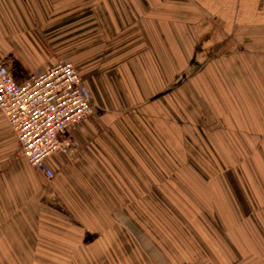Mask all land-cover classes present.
I'll list each match as a JSON object with an SVG mask.
<instances>
[{"label":"crops","instance_id":"1","mask_svg":"<svg viewBox=\"0 0 264 264\" xmlns=\"http://www.w3.org/2000/svg\"><path fill=\"white\" fill-rule=\"evenodd\" d=\"M205 19L222 39L201 37L207 44L218 42L221 46L213 62L203 65V75L212 77L206 85L212 88L200 83L206 97L214 95L211 102L204 99L203 105L212 107L209 122L213 127L203 131L210 146L216 149L214 140L219 141L222 152L216 150L226 162V168L214 173L212 203L228 228L232 248L247 258L240 264H264V0H0V61L9 62L12 75L22 79L55 66L61 59H76L82 47L88 63L114 58V50H108L114 44L108 39L111 36L115 44L117 37L121 45L131 43L137 59L154 60L164 51L171 61L173 29L179 28L180 42L187 45L181 56V65H185L188 59H196V50L205 49L198 40L200 33L196 34L198 22L203 27ZM126 28H130V35L119 33ZM72 63L83 79L78 65ZM156 65L154 62L153 67ZM169 70L171 75V63ZM89 71L96 75L104 69L91 64ZM88 88L92 92L89 84ZM91 95L95 102L93 92ZM94 118L84 121V130L67 132L80 143V163L86 161L87 152L91 155L89 143L104 127L103 117ZM162 120L166 125L168 118ZM140 133L141 127L131 136L136 146H140ZM99 147L105 155L110 151L104 145ZM19 149L16 134L0 112V264H91L90 259L77 260L71 251L76 242L71 236L77 235L78 229L80 233L83 229L104 233L110 226L108 215L93 212L94 199L86 198L84 185H74V175L67 169L68 187L74 192L81 188L83 203L88 205L86 213L75 214V223L81 228L62 226L60 219L64 217L57 213L41 220V208L37 212V207L29 206L26 194L38 192V173L50 181L57 178L58 171L62 173L64 153L56 152L47 159L55 172L49 179L24 156L13 161ZM47 226L53 228L49 233Z\"/></svg>","mask_w":264,"mask_h":264},{"label":"rangeland","instance_id":"2","mask_svg":"<svg viewBox=\"0 0 264 264\" xmlns=\"http://www.w3.org/2000/svg\"><path fill=\"white\" fill-rule=\"evenodd\" d=\"M210 22L205 19L203 27L198 22L196 34L200 33L198 40L205 49L196 50V59H188L185 65H181V56L187 45L180 42L179 28L173 29L171 61L164 51L154 60L137 59L131 43L121 45L117 37L115 44L112 36L108 39L114 44L108 50H114V58L88 63L82 47L76 59H61L78 65L94 95L95 113L91 116L103 117L104 127L89 143L92 153L84 155V163L78 160L80 143L76 140V150L63 154L62 173L58 171L53 181L38 173V192L26 196L29 206L37 207V212L41 208V220L57 213L64 217L62 226L81 228L75 223V214L88 211V205L83 203L81 188L74 192L67 185L66 170L71 169L74 185H84L86 198L94 199L93 212L108 215L110 226L104 233L95 229L80 233L78 229L77 235L71 236L76 241L71 251L77 260L90 259L91 264H240L247 259L232 248L228 228L212 203L214 173L226 168V162L217 153V148L222 152L219 141L214 140L216 149L210 146L203 131L213 127L209 122L212 107L203 105L204 99L211 102L214 96L210 91L212 96L206 97L201 87L212 79L203 75V65L213 62L221 46L218 42L207 44L201 37L222 40L211 30ZM129 31L126 28L119 33L127 36ZM120 45L125 52L120 53ZM157 45L160 48L161 44ZM91 64L104 71L91 75ZM206 87L209 90L211 86ZM164 117L168 118L166 125ZM140 127V146H136L131 136ZM77 129L84 130L83 124ZM98 145L108 147L109 153L103 154ZM22 157L20 148L13 161ZM76 199L82 204L75 203ZM52 230L47 226L48 233Z\"/></svg>","mask_w":264,"mask_h":264},{"label":"built area","instance_id":"3","mask_svg":"<svg viewBox=\"0 0 264 264\" xmlns=\"http://www.w3.org/2000/svg\"><path fill=\"white\" fill-rule=\"evenodd\" d=\"M0 112L16 134L21 154L49 179L55 172L47 159L70 154L77 141L67 135L95 113L91 92L74 64L63 60L22 79L0 62Z\"/></svg>","mask_w":264,"mask_h":264}]
</instances>
